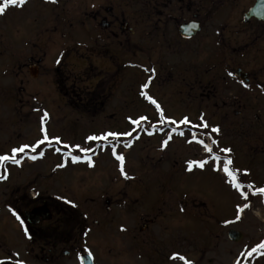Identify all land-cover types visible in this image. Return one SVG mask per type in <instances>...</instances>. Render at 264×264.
Wrapping results in <instances>:
<instances>
[{"label":"flooded vegetation","instance_id":"obj_1","mask_svg":"<svg viewBox=\"0 0 264 264\" xmlns=\"http://www.w3.org/2000/svg\"><path fill=\"white\" fill-rule=\"evenodd\" d=\"M44 14L51 18L48 35L32 37L36 25L31 19ZM40 25L45 30L47 21ZM63 38L70 40V58L76 62L81 83L95 78L84 79L98 69L96 62L103 63L101 76L109 75L116 88L125 82L122 64L168 74L160 83L176 88L172 101L184 107V118L190 120L187 129L198 130V140L212 149L209 154L197 143V162L208 161L198 172L187 170L189 161H184L185 174L200 173L205 195L211 198L197 202L189 200L186 192L184 205L168 214L162 209L140 214L133 235L134 264L197 260L177 230L189 229L190 220L198 222L203 234L200 262L210 254L208 248L217 253L222 247L258 248L264 242V196L252 192L264 187V0H25L23 5H9L0 15V58L9 57L7 63H0V98L10 107L7 117L0 116V126L4 124L0 135L11 147L10 157L18 136L16 125L34 112L32 103L44 95L46 86L63 96L62 82L48 80L59 74L60 63L46 65V52L62 50ZM109 92L106 86L97 95L89 90L88 96H79V112L112 120L120 107L110 113ZM178 96L184 97L182 102ZM213 127L218 133L211 131ZM32 133L40 137L37 121ZM228 159L247 199L223 172ZM18 161L0 164V264H110L107 254L101 260L92 249L91 235L97 230L87 224L83 213L50 193L57 184L52 179L61 178L41 170L22 175L37 163ZM245 204L249 206L236 220L237 206ZM175 215L182 216L177 226ZM207 261L214 263L213 258ZM246 261L243 264H249L250 256Z\"/></svg>","mask_w":264,"mask_h":264},{"label":"rangeland","instance_id":"obj_2","mask_svg":"<svg viewBox=\"0 0 264 264\" xmlns=\"http://www.w3.org/2000/svg\"><path fill=\"white\" fill-rule=\"evenodd\" d=\"M81 15L82 13L79 14L80 17ZM50 19L47 14L41 19L32 18V24L36 25L31 30L32 37L44 32L48 35ZM42 20L47 21L45 30L40 25ZM70 44L69 39L63 38L62 50L51 49L46 52L49 57L46 63L48 67L58 61L60 63L59 74L48 76V80L57 79L62 82L60 90L63 96L60 92L56 93L51 85L46 86L44 95L32 103L35 104L34 112L23 120V124L16 125L18 136L13 140V149L27 146L23 152H17L16 159L25 163H37L36 166L27 168L22 175L41 170L47 175L52 173L61 178L59 181L52 179V182L57 184L54 185L56 188H51L50 193L62 202L72 203L73 207L83 213L87 224L97 230L91 235L93 237L90 244L101 260L107 254V258L110 257L111 260L110 264H134L137 245L133 235L140 214L152 215L157 213V209H162L168 214L169 210L171 212L184 205L187 200V197H184L186 192L190 195L187 194L189 200L196 199L197 202L211 198L209 194L205 195V180L200 173L187 175L184 171V161L200 160L196 142L199 139L198 130L188 131L187 124L182 123L185 119L184 107L172 101L176 88L164 85V82L160 83V80L164 79L162 77H168V74L160 70H142L122 64L119 68L125 82L116 88L115 84L110 83L112 79L109 75L101 76L102 72L99 70L103 68V63L96 62L98 69L89 71L84 79L88 80L91 75L95 78L90 79V82L81 83L77 81L80 78H77L79 74L76 62L74 58H70ZM8 61L9 57L0 58V63ZM106 86L110 87L112 92H109L110 113L120 107L114 118L111 120L92 114H81L79 107H82V104L76 103L78 97L88 96L89 90L97 95ZM78 88L82 92H79ZM178 97L182 102L184 97ZM152 100L156 104H153ZM9 108L5 99L0 98L2 118L7 117ZM141 117L145 119H140ZM133 120H138L139 123L134 124L131 122ZM34 121L38 123L39 138L32 136ZM3 126L4 124L0 129ZM180 132H183L184 137L180 136ZM107 133L120 135L108 136L107 139H88L102 137ZM126 133L131 135H125ZM5 139L1 134L0 155L10 157L11 147L6 146ZM165 140L167 144L163 143ZM41 141L43 143H40ZM113 148L116 155L124 157L123 169L128 179L121 174L120 162L113 154ZM33 156L36 159H31ZM74 156L79 157L76 162H73ZM54 166H60L56 174L53 171ZM197 170L198 167H193L192 172H198ZM107 201H110V205H107ZM77 218L80 223L83 222V217ZM181 222L182 216H173V225L177 226L176 224ZM96 223L100 224V227L97 228ZM190 223L189 229L181 226L177 230L180 236L183 235L188 241L190 256L197 258L191 259V264H210L207 261L209 258L214 259L213 264H243L247 262V256H250L249 264H264V250L258 252L257 248L252 252L253 248L241 246L222 247L219 253L212 251L213 248H208L210 254L206 255L205 261L200 262L203 249L202 230L198 222L190 220ZM260 254L262 256L259 258L262 259L259 262L257 256Z\"/></svg>","mask_w":264,"mask_h":264},{"label":"snow or ice","instance_id":"obj_3","mask_svg":"<svg viewBox=\"0 0 264 264\" xmlns=\"http://www.w3.org/2000/svg\"><path fill=\"white\" fill-rule=\"evenodd\" d=\"M51 2L55 3L56 0H51ZM25 3V0H3V4L0 5V15H2L5 11V9L9 6V5H23ZM59 62V61H58ZM144 87H147V85H144ZM143 94V93H142ZM152 103L153 104H156V102L154 100H152ZM157 109L159 110V105L157 104L156 105ZM45 117L47 116V113L44 114ZM140 119H145L144 117H141ZM161 119H163V116L161 115ZM132 123L134 124H138L139 121L138 120H133L131 121ZM170 123H176L175 121H170ZM182 123H185L187 124L188 123V120L187 118H185ZM195 127V126H193ZM204 127H207V124H204ZM212 132L214 133H218L219 129L216 128V127H213L211 129ZM120 134L118 133H107L105 134L104 136L102 137H89L88 139L89 140H96V139H107L108 136H112V137H116ZM125 135H131V133H126ZM181 135H183V133H181ZM193 138L195 139V133L193 134ZM170 139V137H169ZM197 143L201 144L205 150L211 154L212 152V149L207 145V144H204L203 141H199L197 140L196 141ZM40 143H43V141H41ZM164 144H167V140L163 141ZM213 144H216V140H213L212 141ZM127 146V145H126ZM25 147L27 146H24V147H21L19 149H13L12 150V156L9 157L8 155H0V164H3L4 162H7L9 160H11V162L13 164H19V161L17 159H15V156H16V153L17 152H23L25 150ZM65 147H68L67 145H65ZM84 151H87V150H84ZM222 152H228L230 151V149H221ZM113 154L116 156V159L120 162V171H121V174L124 175L125 179H128L129 177L124 173V169H123V163H124V157L122 155H116L115 153V148H113ZM42 155V153H41ZM31 159H36L35 156L31 157ZM73 162H76L79 157H76L74 156L73 158ZM212 159L214 161H219V157L218 156H212ZM208 161L207 160H202V161H189L187 163V170L191 171L193 169V167H199L201 169L204 168L205 164L207 163ZM89 163L91 164V161H89ZM232 164V161L231 159H228V160H225L223 162V172L224 174L226 175V177H228V182L232 185L233 188H235L236 190H238L240 192V196L243 198V199H247V193L244 192V191H241L243 185L239 182H237V179H236V174L235 172L231 169L230 165ZM214 171L218 170V168L214 167L213 168ZM0 178H3V177H0ZM248 188L251 189L252 188V185H248ZM261 195V196H264V187H260L258 189H256L255 191L252 192V195ZM249 205L248 204H245L243 206V208H241L240 206H237V215H236V220H239L240 219V213L244 210V208H247ZM13 215H16L15 212H13ZM17 219L19 220L20 217L17 216ZM23 223V222H21ZM228 223V222H226ZM25 234L28 235L27 233V230H25ZM258 248H261V249H264V242H261L258 246ZM257 250V248H253L252 249V252H255ZM181 260H183L184 258L183 257H180ZM185 264H188V262H185Z\"/></svg>","mask_w":264,"mask_h":264}]
</instances>
